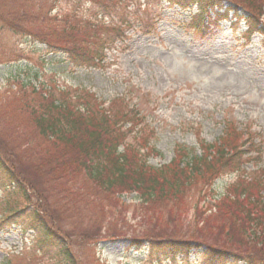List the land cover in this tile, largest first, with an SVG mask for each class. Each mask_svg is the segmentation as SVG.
Listing matches in <instances>:
<instances>
[{"label":"rangeland","instance_id":"1","mask_svg":"<svg viewBox=\"0 0 264 264\" xmlns=\"http://www.w3.org/2000/svg\"><path fill=\"white\" fill-rule=\"evenodd\" d=\"M188 13L165 0H0V139L6 141L0 155L24 181V189H10L13 195L0 187V215L26 206L20 217L10 220L18 223L19 231H0V264H61L57 248L46 240L43 223L61 227L65 236L58 244L69 246L79 264H206L197 253L185 255L161 242L135 247L120 241L143 234L151 239L197 238L256 256L252 264H264V246L214 208L219 192L235 179L229 169L221 171L211 188L196 183L174 201L145 202L132 189L120 196L119 187L101 186L83 164L59 170L60 161L73 163L80 151L64 144L59 158L52 137L41 134L17 105L21 95L36 108L45 101L42 97L51 102L42 80L71 91L89 89L104 107L122 95L142 119L127 133L132 144L128 151L138 156L144 146L154 147L155 153L145 157L152 166L168 163L177 144L196 146L197 136L212 142L221 135L223 122H229L251 133L261 163L251 159L247 167L260 176L254 169H264L262 36L240 38L245 23L235 27L229 19L205 37L193 35L185 25ZM260 21L264 26V9ZM93 24L106 27L101 32L108 48L99 68L68 61L61 52L47 53L46 41L84 46L82 34H91ZM122 25L124 36L118 31ZM20 72L39 79L23 90ZM83 102L75 100L81 111ZM117 105L113 103L112 113ZM66 147L73 149L65 151ZM61 194H66V204ZM36 227L41 231L33 230ZM116 238L120 239L110 240Z\"/></svg>","mask_w":264,"mask_h":264},{"label":"trees","instance_id":"2","mask_svg":"<svg viewBox=\"0 0 264 264\" xmlns=\"http://www.w3.org/2000/svg\"><path fill=\"white\" fill-rule=\"evenodd\" d=\"M168 1L170 4L183 7L197 4L198 10L194 15V20L197 23L194 27L198 30H201L210 19L208 7L206 8L204 5L207 1H209V4H213L212 6L214 4L221 5L223 1H227L226 7L232 9L236 15H238L239 9L244 10L248 13L252 26H255L254 21L261 14L264 3V0ZM214 15L219 14L214 12ZM82 28L83 24L80 22L79 29ZM90 31L92 34H97L93 25L90 27ZM82 41L85 45L77 48H69L61 42L54 44L51 41H46V45L52 50L64 53L67 60L78 65H96L102 58V52L90 50H96L90 47L91 36L82 34ZM22 86L24 90V85ZM42 87L46 97L51 98V102L42 97L45 101L40 102V105L36 108L21 95L19 96L21 101H17V105L27 111L26 113L36 124L41 134L52 137L59 158L62 155L61 146L64 144L80 151L79 155L72 159L73 163L60 161L59 170H62L64 166L83 164L91 177L101 186L111 190L115 189L113 187H119L116 194H122V192L129 189L135 190L146 198L145 202L150 203L163 198H170L173 201L180 199L182 195L189 191L190 186L196 183H202L204 187H207L220 176L223 169H229L230 172H238L239 174L243 173L231 184L235 183L232 190L238 197L230 200L227 195L222 194L219 203L215 207L227 215L233 221L235 227L241 226L244 232L256 239L260 247L264 246V196L260 195L261 190L264 188V181L261 177L254 178L249 177L250 174H244L246 171L243 165L248 158L245 157L244 144L238 142L243 134L237 131L235 126L225 122L224 131L216 141L208 143L203 139L199 140L198 151L195 147L177 145L169 164L151 167L128 151V145L125 142L129 128L123 132L119 130L123 128L119 126L123 120L124 123L134 124L138 117L133 109L127 106L121 110L119 116L114 117L106 109L96 107L91 111L95 114L99 112V118L91 115L90 117L89 114L80 112L74 106V96L68 90L60 89L55 84L45 82L42 83ZM57 95L59 97H56ZM92 96L95 105L97 102L94 95ZM87 110L89 111V109ZM122 144H125V152L118 151L119 145ZM5 145L6 141L0 139V146L4 148ZM72 147H66L65 151H70L73 149ZM128 155L131 156L128 157ZM0 163L6 174H9L13 179L9 178V184L13 182L20 187L22 185L21 181L14 176L12 169L6 163L4 164L2 160H0ZM244 175L246 178H244ZM256 191L257 193H255ZM59 197L62 204L67 203L66 194H61ZM41 228L44 230L46 240L50 242L52 248H57L60 253L61 259L59 262L61 264H79L69 246L58 244V240L65 236L59 231L61 227L56 230L52 224L43 223ZM151 238V235L148 234L132 237L129 238V244L139 245L145 240L150 243L167 241L174 248L187 253L191 249L196 252L199 251L208 262L226 261L230 258L229 256H233L231 252L213 248L197 238L170 237L153 238V240ZM238 255L243 257L248 264H252L251 256ZM10 263L8 261L6 264Z\"/></svg>","mask_w":264,"mask_h":264}]
</instances>
